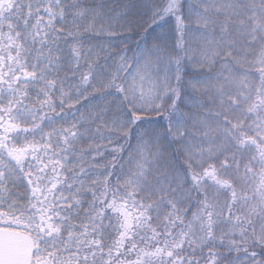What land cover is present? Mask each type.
Segmentation results:
<instances>
[{
  "label": "snow or ice",
  "instance_id": "snow-or-ice-1",
  "mask_svg": "<svg viewBox=\"0 0 264 264\" xmlns=\"http://www.w3.org/2000/svg\"><path fill=\"white\" fill-rule=\"evenodd\" d=\"M0 264H264V0H0Z\"/></svg>",
  "mask_w": 264,
  "mask_h": 264
}]
</instances>
